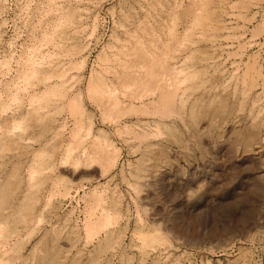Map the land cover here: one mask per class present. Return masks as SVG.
I'll list each match as a JSON object with an SVG mask.
<instances>
[{"label": "rangeland", "instance_id": "1", "mask_svg": "<svg viewBox=\"0 0 264 264\" xmlns=\"http://www.w3.org/2000/svg\"><path fill=\"white\" fill-rule=\"evenodd\" d=\"M239 1H223V28L208 32L210 40H201L197 29L192 43L184 40L192 29L185 10L194 9L195 0H0V129L11 126L0 135V188L17 183L8 203L0 193V264H264V206L245 230L233 228L249 211L255 190L264 192V0H246L245 8ZM67 12L72 22L65 21ZM172 30L185 45L170 52L177 86L168 72L153 73L164 45L174 43ZM134 39L149 51L138 66L148 92L136 106L158 108L175 87V101L186 96L185 108L199 100L212 109L221 97L231 107L215 128L208 116L192 120L201 134L196 144L178 122L186 150L168 134L171 118L125 110L121 95L112 110L104 95L95 100L97 76L119 77L120 60L134 61ZM194 51L203 62L188 60ZM32 66L41 70L34 84L27 75ZM192 72L202 75V87L185 80ZM6 83L19 99L3 111L11 104ZM37 95L49 99L37 102ZM73 98L84 107V129L73 144L83 142L66 161L79 117L69 111ZM245 115L259 121V136L248 148L231 150L225 145L233 138L229 130L239 119L247 124ZM144 130L149 136H135ZM209 131L218 137L210 138ZM40 152L45 161L39 166ZM159 152L170 159L152 160ZM34 164L41 171L30 176ZM14 169L18 176L12 178ZM91 172L96 176L85 175ZM19 202L29 208L28 226L18 224ZM108 216L114 222L103 227ZM145 237L150 240L144 249Z\"/></svg>", "mask_w": 264, "mask_h": 264}, {"label": "bare ground", "instance_id": "2", "mask_svg": "<svg viewBox=\"0 0 264 264\" xmlns=\"http://www.w3.org/2000/svg\"><path fill=\"white\" fill-rule=\"evenodd\" d=\"M195 4H194V9L192 8H187L185 10V14H187L188 16H192V29L190 31H188L186 33L185 36V41H189V39H192V43L195 41L193 39H196V34L195 31L197 29H199L201 31V40L203 39H209L211 38L210 33L211 32H216L218 33L222 28H223V23H222V10L225 11L224 9H222L223 7V1L225 0H195ZM246 0H240L239 2L236 3V5H239L240 7H246ZM229 5V4H228ZM231 7V6H230ZM222 9V10H221ZM225 13V12H224ZM65 21L66 22H72L74 19V16L72 13L67 12L65 14ZM211 31V32H210ZM210 32V33H208ZM215 34V33H214ZM170 38L174 40V43L172 44H167L164 45V58H156L155 62L153 63V68L154 74L157 75H166V73L168 72V74L172 75V85H178V78H177V74L179 73L178 69L171 64V66H169L170 63V59H172V57H175L173 55H171V51H173V49L176 51V49L178 50L179 48H184L185 45H183V43H180V41L178 40V37L175 33L174 30H172L170 32ZM210 40V39H209ZM207 41V40H206ZM140 41L134 39V42L132 45V50L134 52L135 55V59L134 61H126V60H120V64L119 66L122 67V71L118 75H114L113 77H111V79H107L105 77V79L103 78V76H97L96 80H95V100L100 96H103L105 98H107V100L111 101V104L107 107L109 108V110L115 109L119 103H122V100L120 98V95L123 97H125V103L127 104V108L125 110L131 111L134 114H143V115H156L158 116V118H171L172 120L169 122V128H168V134L170 136V138H172L176 143H180V147L183 150L187 149V143L185 144V141H183L181 143V139L182 137L178 134L177 132V127H178V122L185 124L186 126H188L189 131L191 133V137L193 138L194 144H196L197 142L200 141L201 139V134L198 131V126L197 124H195V122L193 121H197L199 119L204 118L205 116L209 117V125L212 128H215V126L222 120H225L227 115L230 113L231 107L229 105H225L226 104V99L225 98H220L219 100H217V102L215 104H213V108L209 109L210 105L206 103V101H200L196 100L197 102H192L191 105L189 106V108H185L186 104V96H181L180 97V101H175V98L177 96V88H171L168 89L165 94H164V98H161L162 101H160V107L158 108H153L150 109L149 107L143 106L142 108L138 107L135 105V103L139 100V98H142L144 96H147V89H146V84L148 79L145 78L146 73H142L140 74L139 68L138 66L141 65V61L145 59V57H147V53H149L148 51V46L145 44L142 45L141 43H139ZM153 46V45H152ZM155 47V46H153ZM176 48V49H175ZM199 48V47H198ZM197 48V49H198ZM122 50V48H119ZM145 50L147 53H145ZM195 52V51H194ZM193 58L192 57H188L187 59L191 62V60L195 59V61L197 60V63L199 64L200 62H203V58H201L200 56L198 57V55L194 58V54L192 53ZM148 58V57H147ZM192 58V59H191ZM7 65V64H6ZM5 66V65H4ZM156 66V67H155ZM171 68V70H170ZM115 69V68H113ZM41 73V70L39 69H35L33 66L32 68L27 71V75L28 77L32 80L31 84H34V81L37 79L38 75ZM56 73L53 70V73H50L49 76H47L43 82H47V80H50L53 75ZM117 74V73H116ZM141 75H144L143 77ZM153 74H148L147 76H152ZM58 76V75H56ZM62 76V74L60 75ZM152 78V77H151ZM202 75L198 74V72H192L190 73L187 77H185V80L188 82H195L197 84V86L200 88L202 87ZM191 80V81H189ZM120 82V83H119ZM119 83L121 85V88H116L115 84ZM57 84V82L55 83ZM13 84H9L6 83L4 86L5 91L8 94V98L11 101V104H9L8 106H5L3 111H7L9 108H12V106L15 104H17L18 101V94L16 91H13L12 86ZM53 85V84H51ZM134 85V88H132L129 91L130 86ZM47 88V87H46ZM116 90H121L120 93H117ZM59 94H61V92L58 91ZM50 92L46 91L45 95H49ZM49 99V96L47 97H42V96H35V101L37 102H46V100ZM203 100V99H200ZM154 101V100H153ZM99 104V102H97ZM144 102H140L139 104H143ZM159 103V102H158ZM204 103H206L204 105ZM154 104V103H153ZM152 104V105H153ZM84 110V107L81 106L79 104V99L78 98H73L71 99V103L69 104V111L71 113V116H79L76 119V124L75 127L72 130V134H71V138L72 141L68 142V144L65 147V160L68 161L71 158V152L73 150H76L77 148L82 147L81 144L83 141H78L76 144H73V139L75 137L80 136V132L84 129V123H83V119L80 116L81 111ZM250 112H252V110H250ZM141 116V115H140ZM136 122H138L139 124H143L142 119H140L139 117H136ZM244 119H247L249 122L247 124L244 123L243 119H239L238 122H240V125L238 127H233L232 129H230L229 131H233V138H228L227 141L225 142V145L228 146L231 150H233V148H235L237 145H242L246 148H248V144H251L253 142H256L258 136L257 134L259 133V127H260V123L259 121L254 120L253 118L250 119L249 117H247L245 115ZM193 120V121H192ZM63 126V124H62ZM20 127V122H15L14 126L12 127V129L14 128H18ZM1 133L0 135L3 134V136L5 134H9L11 132V126L5 124V126L2 125V128L0 129ZM87 135H89V130L87 131ZM149 132L147 130H144L143 132H134L136 137H139L140 139L149 136L148 134ZM208 135L210 136V138H216L218 137V133H215L213 131H209L207 132ZM95 137V135H94ZM83 138V137H81ZM81 142V143H80ZM6 145H8L7 143H9L8 141L6 142ZM21 145V144H19ZM94 145V144H93ZM5 146V145H3ZM76 146V149H74ZM112 146V145H111ZM4 148V147H2ZM6 149L9 148V145L7 147H5ZM18 148V146H17ZM106 148H108V144L106 145ZM245 149V148H244ZM162 150V149H161ZM85 153V152H84ZM39 154V153H38ZM91 156H95V151L93 154H90ZM155 157H151L152 160H154L155 162H167L166 160L170 159V156L167 155L165 152H159V153H155ZM42 156V157H41ZM40 157L38 159V164L36 161L37 165H41V163H43L45 161L44 154H42V152H40ZM96 158V157H95ZM77 161L76 163H81V160L79 158H75ZM146 159V156L143 157L142 161H144ZM88 163L91 162H95V160L91 159L90 161H87ZM31 168L30 171V176H33L34 173L41 171V168H37L35 167V165ZM158 165V164H157ZM156 165V167H157ZM38 166V167H39ZM17 167V166H16ZM105 167L103 166V169ZM18 171V168H17ZM19 174V173H18ZM165 173H163L164 175ZM18 176L16 174V170L14 169L13 172L11 173L10 177L12 176V178H15V176ZM86 176H92L95 175V172H91L88 174H85ZM168 176V173L166 174ZM165 175V176H166ZM14 176V177H13ZM163 176V177H165ZM9 177V179H10ZM17 178V177H16ZM13 181V179H12ZM15 182V180H14ZM13 182V183H14ZM11 183V180H10ZM8 186H5L4 188L1 187L0 188V193H3L2 197L4 199L5 203H8L10 198H11V192H14V187H16V184H10ZM215 194H218V192H220V190L217 188V186L213 189ZM29 200V199H28ZM32 200V199H31ZM26 201V200H25ZM243 200H239L238 202V208L240 203H242ZM248 207H249V211L247 213H242L243 215H241L240 217H238L236 220H240V224L238 225H234L233 228L236 227H240L242 230H245L244 227V223L253 218V216L258 212L259 208H261L262 206H264V192L260 189L257 188L255 190V200L253 201H248ZM29 203V202H28ZM27 204V203H26ZM260 205V206H259ZM25 206V207H24ZM19 207L20 208H16L15 209V214L18 215L19 219H22V222L20 221L18 224L19 225H23V224H31L32 222V217L30 215V217L27 219V213H29V208L26 205H22L21 202H19ZM101 210H105L106 207L104 206H100ZM34 212V210H33ZM33 216V215H32ZM105 220V225H102L103 227H108L110 225H112V223L114 222V217L112 216H108L106 218H104ZM17 225V224H16ZM22 227V226H19ZM24 227V226H23ZM181 228H184L185 226H180ZM264 228V227H263ZM17 232L20 228H16ZM216 229L217 227L214 228V233L216 234ZM94 232V228L92 229ZM243 235V234H242ZM1 237V236H0ZM145 241V243L143 242V248L145 249V247L148 245L149 242V238L145 237V239H143ZM72 260V259H71Z\"/></svg>", "mask_w": 264, "mask_h": 264}]
</instances>
